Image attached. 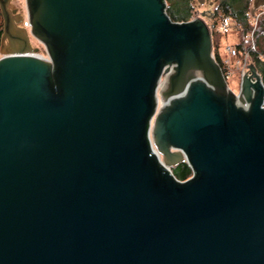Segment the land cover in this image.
<instances>
[{"label":"water","instance_id":"95a60500","mask_svg":"<svg viewBox=\"0 0 264 264\" xmlns=\"http://www.w3.org/2000/svg\"><path fill=\"white\" fill-rule=\"evenodd\" d=\"M166 7L0 0V264H264L262 75Z\"/></svg>","mask_w":264,"mask_h":264},{"label":"trees","instance_id":"16d2710c","mask_svg":"<svg viewBox=\"0 0 264 264\" xmlns=\"http://www.w3.org/2000/svg\"><path fill=\"white\" fill-rule=\"evenodd\" d=\"M195 1L196 0H166V10L173 20L187 21L192 19L195 12H197ZM252 10L253 0H218L216 7H213L205 17L211 27L214 56L222 67L223 59L225 57L222 49V34L224 31H227L222 29V21L226 16H230L232 20L240 26L239 29H234V31L239 33V39L235 44L238 46L239 53L242 54L246 49V31L249 30L252 25L250 22V14ZM2 32L3 18L0 9V44ZM256 34L258 50L264 55V16L259 20ZM251 60L257 66L264 82V58L255 53ZM173 172L179 179L184 180L192 174V169L186 161H181L173 167Z\"/></svg>","mask_w":264,"mask_h":264},{"label":"built area","instance_id":"2783aa9c","mask_svg":"<svg viewBox=\"0 0 264 264\" xmlns=\"http://www.w3.org/2000/svg\"><path fill=\"white\" fill-rule=\"evenodd\" d=\"M263 16H264V6L256 9L254 11V14L250 16V22L252 25L251 28L246 31V36H245L247 41L246 49L242 54L239 53L238 46L235 43L226 45L225 50L227 52V55L223 59V67H222L226 78L229 75H233L236 72H239L241 77H243L244 67L246 63L250 62V59L252 58L253 54L257 53L261 57L264 56L259 52L256 42L257 40L256 32H257L258 23L260 18ZM23 24L27 27L29 26V22L26 17L23 21ZM231 25L234 26L235 28H240V26L235 21H233L230 16H226L221 23L222 29L228 30L230 29ZM42 55H45L47 57L46 54H42Z\"/></svg>","mask_w":264,"mask_h":264},{"label":"rangeland","instance_id":"374dc122","mask_svg":"<svg viewBox=\"0 0 264 264\" xmlns=\"http://www.w3.org/2000/svg\"><path fill=\"white\" fill-rule=\"evenodd\" d=\"M18 5L22 8V11H23V14L26 15V0H16ZM196 8H197V12H195V15L193 18L197 17L199 15V13H201L205 7L204 6H200L196 3ZM207 19V18H206ZM234 29H239V28H235L234 26L231 25L230 29H228L227 31H224L223 34H222V44H223V55L226 56L227 55V52L225 50V47L226 45L228 44H233L235 43L238 39H239V33L236 31H234ZM257 38V37H256ZM32 43L34 45H36L39 50L41 52H38V54H46V50H45V47H44V44L41 43L38 39L32 37ZM225 58V57H224ZM262 58H264V56H262ZM241 75L239 72H236L234 73L233 75H229L227 77V81H228V84L230 86V88L232 90H234L236 93L239 91L240 89V84H241Z\"/></svg>","mask_w":264,"mask_h":264},{"label":"flooded vegetation","instance_id":"af4514ba","mask_svg":"<svg viewBox=\"0 0 264 264\" xmlns=\"http://www.w3.org/2000/svg\"><path fill=\"white\" fill-rule=\"evenodd\" d=\"M205 3L202 4V6L205 7V9L203 10V12H205L206 14H208L209 11H211V8L210 7H216L217 3H218V0H204ZM14 9L17 10V8L13 7ZM17 12H19L17 10Z\"/></svg>","mask_w":264,"mask_h":264},{"label":"crops","instance_id":"0c3cea01","mask_svg":"<svg viewBox=\"0 0 264 264\" xmlns=\"http://www.w3.org/2000/svg\"><path fill=\"white\" fill-rule=\"evenodd\" d=\"M198 5H202V4H204L205 3V1L203 2V3H200V1L199 0H196L195 1ZM211 8V10H212V7H210ZM203 12V11H202ZM253 14V11H251V14L250 15H252Z\"/></svg>","mask_w":264,"mask_h":264},{"label":"bare ground","instance_id":"6f19581e","mask_svg":"<svg viewBox=\"0 0 264 264\" xmlns=\"http://www.w3.org/2000/svg\"><path fill=\"white\" fill-rule=\"evenodd\" d=\"M45 56V55H44Z\"/></svg>","mask_w":264,"mask_h":264}]
</instances>
